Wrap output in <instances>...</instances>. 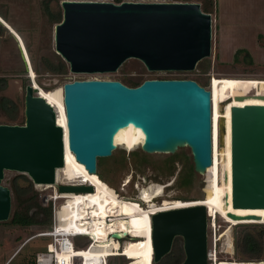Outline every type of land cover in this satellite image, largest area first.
Here are the masks:
<instances>
[{
    "label": "water",
    "instance_id": "water-1",
    "mask_svg": "<svg viewBox=\"0 0 264 264\" xmlns=\"http://www.w3.org/2000/svg\"><path fill=\"white\" fill-rule=\"evenodd\" d=\"M61 6L55 52L72 74L116 73L129 60L152 73H190L213 54V15L198 2L64 0ZM63 89L68 147L90 174L98 173L100 158L113 156L117 134L129 126L142 133L145 154L188 149L195 173L205 177L213 166L212 91L198 81L153 78L130 87L120 80L78 79ZM231 98L232 89L221 86L220 111ZM230 112L232 207L264 209V104L234 105ZM24 116L22 125L0 124V222L12 212V191L3 184L6 171L27 175L38 186H57L60 195L95 191L93 185H57V170L65 166V132L56 109L37 95L32 81L26 86ZM224 132L221 123V152ZM226 180L221 166V186ZM152 227L153 264L172 252L177 239L183 242V264H209L204 205L156 213ZM128 237L113 234L119 241Z\"/></svg>",
    "mask_w": 264,
    "mask_h": 264
},
{
    "label": "rangeland",
    "instance_id": "rangeland-1",
    "mask_svg": "<svg viewBox=\"0 0 264 264\" xmlns=\"http://www.w3.org/2000/svg\"><path fill=\"white\" fill-rule=\"evenodd\" d=\"M62 1L64 0H0V15L22 38L32 68L37 75V81L45 87L46 91L54 93L65 83L78 79L120 80L125 84L129 82L141 84L144 80L153 78H191L198 80L212 91L215 98L213 116L215 113L218 116L231 113V107L234 105L242 106L264 102L263 99L259 98L245 101L237 98L238 95L264 96V0H123L200 3L202 10L208 9L214 19L212 57L203 60L197 69L190 73H152L140 61L129 60L116 73L94 75L72 74L68 64L55 52L54 27L63 17ZM75 1L116 3L115 0ZM52 17L57 18V20L52 19ZM59 17L60 20H58ZM17 40L0 23V78L7 81V87L0 90V100L7 98L18 105L15 114L16 119L6 110H0V124L22 125L25 121L24 99L26 86L31 83V79L28 78L30 65L22 44ZM239 49L248 51L251 58L246 59L247 56L242 53L238 55L239 60L235 61L234 56ZM61 64L66 66L64 74H57L48 70L49 65L59 67ZM221 86L224 89L230 87L233 91V98L226 100L230 103L227 107L223 105V111L219 110V98L217 97H220ZM221 123L224 130L228 125L229 136H231V119L219 118L217 120V150L219 153H222L219 149ZM223 137L224 149L226 144L229 147V149H225V152L231 151V138L230 142L229 139L225 142V132ZM217 159V171L215 172V169L212 168V174L208 172L207 176L204 177L195 173L192 156L188 149L180 150L174 155H148L141 150V147L133 152L119 148L112 157L98 160L97 176L112 186L118 195L125 199L139 200L145 190L153 192L158 187H162V195L155 201L158 205L163 199L202 200L210 198L216 187L221 190L218 182V169L221 171V166L224 167L227 175L224 187L227 189L232 187L229 182V167L225 166L230 163L231 169V158L223 157L221 159L218 157ZM21 175L17 172L6 171L3 181V184L12 191V212L7 222H0V264L12 261L15 256V262L19 261V264L34 262L38 253L45 251L47 246L55 243V238L51 234L54 232L55 212L58 211L56 220L66 219L70 217V212L73 211V214L75 212V205L69 199L52 200V197L57 193V186L48 188L35 185L27 175L24 177L32 183V192L27 195L22 194L20 195L21 200L18 199L13 189V181ZM30 197L35 199L32 201ZM226 202L232 205V198ZM29 205L34 207L32 212L38 208L46 209V211L51 208V225L24 228L10 224L14 213ZM252 212L254 215L264 218V212L254 210ZM230 213L220 207L216 211L217 225H219L218 233H224L217 245V264H229L231 262L233 264H264V224H253L241 218H234L230 216ZM40 214L39 220L46 221V213L41 211ZM142 221L134 219V222L128 221V224L138 227L143 224ZM232 223H234L233 227H231ZM47 234H51V236H45ZM246 234L259 240L262 247L260 258H252L250 255L243 256L240 253L237 242ZM211 235L209 230V248L213 249ZM129 237L133 236L130 235ZM73 241L75 247L78 244L83 245L88 242L84 238H74ZM111 243L109 250L116 254L121 252L124 245H131L127 241L117 243L111 240ZM85 247L86 245L83 246V248ZM51 249H54V245L51 246ZM77 250L81 252L85 249ZM118 256L109 259V264L127 262V257ZM129 262L130 260L127 263ZM209 264H214V262Z\"/></svg>",
    "mask_w": 264,
    "mask_h": 264
},
{
    "label": "bare ground",
    "instance_id": "bare-ground-1",
    "mask_svg": "<svg viewBox=\"0 0 264 264\" xmlns=\"http://www.w3.org/2000/svg\"><path fill=\"white\" fill-rule=\"evenodd\" d=\"M0 21L3 23V26H5V28H7L10 33L18 39L17 41H20V43L22 44V47L24 48L23 51H25L28 64L30 65V79L34 84L35 89H37V95H40L48 103L54 106L58 114V124L64 129L66 147L65 166L57 170V185L86 184L93 185L95 188L94 192L85 194L63 193L60 195L57 192L52 197V200H57L60 198L69 199L75 205L74 214L72 211L70 212V217L66 219L56 220V231L59 233H62L63 231L65 234L69 235H92V241H94L91 249L87 248L81 252H79L74 248V246H72L73 250H71L70 254H68L67 257L65 256V254H63V256L67 258L68 262H71L73 257H75L76 259H78L77 257H82V262H84V264H101L104 262L105 258L119 257L118 255H120L122 257H127L130 260V262L127 264H153L154 248L152 243V215L161 211H168L194 205H204L205 207H207L209 216L216 217V211L220 207L224 208L226 211L233 213L242 220H246L253 224H264V218L262 219L260 216H256L252 212L253 210L257 212H264V209L235 210L232 205L226 202L232 196V187L226 190H219V188L216 187L214 193L210 198L208 197L202 200L178 201L163 199L159 205L156 204L155 201L156 199L161 197L162 187H158L153 192H151V190H145L139 200L121 198L118 195V192H116V190L112 186H110L106 182H103L97 176L98 173L90 174L86 170L85 166L79 163L76 160L74 154L69 150L63 85L57 92L54 93L41 88L42 86L37 81V75L32 68L22 38L1 15ZM217 97L219 98V96ZM212 98L214 107L215 98L213 94ZM237 98L241 101L252 98H259L264 100V96L257 95H238ZM225 103H227V101ZM257 104H264V102H259ZM224 107H226L225 104ZM219 118L231 119V113H224L222 116H218L215 113L213 116V142L215 162L213 166L207 171V174L208 172L211 173L212 168L215 169V172L217 171L218 157L231 158V151L219 153V151L217 150V120ZM225 135L226 142L229 139L228 125L225 129ZM143 139V135L140 131L136 130L133 126H129L126 129L121 130L117 134L115 142L118 149L120 148L128 152H133L141 147ZM225 149H229L227 144ZM225 166L229 167V182L231 183L230 163H227ZM46 187L54 188V185H48ZM109 218L111 219L109 220ZM134 219L143 220V224L138 227L130 226L128 224V221L134 222ZM233 225L234 223H232L231 227H233ZM112 233H127L128 236L132 235L133 237L140 238L142 240L128 248H122L121 252L116 254L115 252H111L109 250V245H112L111 240H114L117 243H122L125 240L130 239V237L122 241H117L111 238ZM55 235H58V233ZM45 236H51V234H47ZM220 239L221 238H219V240ZM217 255V252L215 254L212 253L211 255L212 259L215 260L214 264H217ZM106 264H109V262L107 261Z\"/></svg>",
    "mask_w": 264,
    "mask_h": 264
},
{
    "label": "trees",
    "instance_id": "trees-1",
    "mask_svg": "<svg viewBox=\"0 0 264 264\" xmlns=\"http://www.w3.org/2000/svg\"><path fill=\"white\" fill-rule=\"evenodd\" d=\"M115 1H116V3H121L123 0H115ZM203 11L206 13H211L210 11H208V9H203ZM52 19H54V17H52ZM60 19L61 18L59 17L58 20H60ZM54 20H57V18H55ZM242 53H245V55L247 56L246 59L251 58L250 53H248V51L243 50V49H239L235 53L234 60L235 61L239 60L238 55L242 54ZM48 70L50 72H53V73L64 74L65 70H66V66L64 64H61L59 67L49 65ZM127 84L130 87H137L140 85L139 83H135V82H129ZM204 86L207 87L206 85H204ZM6 87H7L6 79L0 78V90H3ZM42 87L45 88L44 86H42ZM17 109H18L17 103L11 101L10 99L2 98L0 100V110H6L7 112H9V114L11 116L15 117V119L17 118V116L15 115L17 113ZM221 120H225V119H221ZM229 142H230V136H229ZM225 151L226 150L224 149L223 152H225ZM220 173H221V171H220V169H218V177H219L218 182H219L221 190H225L227 188H225L224 186H221V184H220ZM31 184L32 183L26 177H24V175H21L20 177H18L16 180L13 181V189H14L15 193L17 194L18 199L20 198V195H22V194L27 195V194H30V192H32L33 187ZM30 199H32V201H33V199H35V198L30 197ZM30 199H26V200H30ZM20 200H21V198H20ZM33 208H34L33 205H29L28 207H25L24 209L17 210L14 213L10 224H12L13 226L24 227V228H29V227L36 226V225H51V223H52L51 208L48 209L47 211H46V209L38 208V210L32 212ZM41 211L46 213V217H47L46 219L47 220L44 222L39 220V217L41 215L40 214ZM133 238H136V237H133ZM141 240L142 239L138 238L135 240L128 239L125 241H127L129 244L131 243L130 246H132ZM237 245L239 246L240 253L243 256L250 255L252 258H260L261 257L260 256V253L262 250L261 244L259 243V240L252 238L251 235H248V234L244 235L243 238H241L240 241L237 242ZM130 246L124 245L123 248H128ZM47 247H46V250H47ZM45 251H42V252H45ZM42 252H40V253H42ZM40 253H38V255ZM15 259H16V256L14 257V259H12V261L9 264H19L18 263L19 261L18 262L16 261L17 262L16 263ZM184 260H185V253H184V249H183V242L181 239H177L175 244H174V248H173L172 252L168 256H166L160 263H163V264H183ZM160 263H157V264H160ZM29 264H36V260L34 262L31 261V263H29Z\"/></svg>",
    "mask_w": 264,
    "mask_h": 264
},
{
    "label": "built area",
    "instance_id": "built-area-1",
    "mask_svg": "<svg viewBox=\"0 0 264 264\" xmlns=\"http://www.w3.org/2000/svg\"><path fill=\"white\" fill-rule=\"evenodd\" d=\"M213 160H214V152H213ZM57 213L58 211L55 212V215H54V232L51 233L52 235H54V238H55L54 240L55 243L52 244L54 245V249H51L52 245H50L45 252L40 253L37 256L36 264H69V263L70 264H84V262H82V257L81 258L77 257L78 259L73 257L71 262H68L66 257L68 254H70L71 250H73L72 246H74L75 249H87V248L91 249L92 245L94 244V241H92V235H69V234H65L63 231L62 233L57 232L56 231V225H57L56 214ZM110 219L111 218H109V220ZM218 226L219 225H217L216 217L209 216V230L212 234L210 238H212L211 243L213 246V249L209 248V251H208L209 263H212V262L215 263V260L212 259L211 255L212 253L215 254L217 252V245L220 241L219 238H221L222 235L224 234V233H221V234L218 233L219 231ZM57 233L58 235H55ZM113 234L114 233L111 234V238L117 240L116 238H113ZM74 238H84L88 242L87 244H83V245L78 244L75 247V243L73 241ZM84 245H86L85 248H83ZM232 247H233V243H232ZM63 254H65L66 257H64ZM111 258L112 257L105 258L103 263L106 264L107 261H109V259ZM10 262L11 261H9L6 264H9ZM256 264H261V263H256Z\"/></svg>",
    "mask_w": 264,
    "mask_h": 264
},
{
    "label": "flooded vegetation",
    "instance_id": "flooded-vegetation-1",
    "mask_svg": "<svg viewBox=\"0 0 264 264\" xmlns=\"http://www.w3.org/2000/svg\"><path fill=\"white\" fill-rule=\"evenodd\" d=\"M11 34V33H10ZM12 35V34H11ZM13 36V35H12ZM28 77H30V75L28 76ZM197 81V80H196ZM199 82V81H198ZM202 86H204L201 82H199ZM128 85V84H127ZM129 86V85H128ZM205 87V86H204ZM208 88V87H207ZM252 96V95H251ZM229 264H233L232 262L231 263H229Z\"/></svg>",
    "mask_w": 264,
    "mask_h": 264
},
{
    "label": "crops",
    "instance_id": "crops-1",
    "mask_svg": "<svg viewBox=\"0 0 264 264\" xmlns=\"http://www.w3.org/2000/svg\"><path fill=\"white\" fill-rule=\"evenodd\" d=\"M219 11H220V9H219Z\"/></svg>",
    "mask_w": 264,
    "mask_h": 264
}]
</instances>
